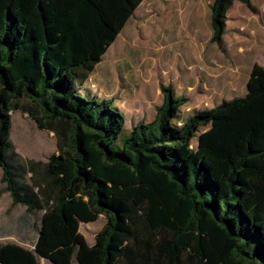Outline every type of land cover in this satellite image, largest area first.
Returning a JSON list of instances; mask_svg holds the SVG:
<instances>
[{
	"label": "trees",
	"instance_id": "obj_1",
	"mask_svg": "<svg viewBox=\"0 0 264 264\" xmlns=\"http://www.w3.org/2000/svg\"><path fill=\"white\" fill-rule=\"evenodd\" d=\"M141 1L0 0V183L37 231L33 249L0 243V264H264V62L244 95L182 122L187 98L161 86L120 147L113 99L80 92ZM233 1L211 3L220 49ZM13 110L55 135L46 161L16 151ZM100 215L89 244L78 225Z\"/></svg>",
	"mask_w": 264,
	"mask_h": 264
},
{
	"label": "rangeland",
	"instance_id": "obj_2",
	"mask_svg": "<svg viewBox=\"0 0 264 264\" xmlns=\"http://www.w3.org/2000/svg\"><path fill=\"white\" fill-rule=\"evenodd\" d=\"M211 3L212 0H145L83 82V95L90 91L92 96L112 98L124 115L123 129L113 147H120L136 122L153 118L156 106L163 100L161 86L171 84L174 98H187L175 122L245 92L252 64H262L264 60V38L257 39V44L252 36L258 37L264 31V0H254L253 11L241 2L233 4L229 25L238 24L250 37L239 42L238 34L229 29L224 49L211 39ZM10 136L16 151L25 158L46 161L57 149L53 132L40 128L19 110L11 111ZM1 186L0 183V243L17 242L33 249L36 228L21 223L24 208L12 206ZM104 224L105 218L100 215L93 222H80L78 231L92 244ZM37 259L40 264H54L43 256Z\"/></svg>",
	"mask_w": 264,
	"mask_h": 264
},
{
	"label": "crops",
	"instance_id": "obj_3",
	"mask_svg": "<svg viewBox=\"0 0 264 264\" xmlns=\"http://www.w3.org/2000/svg\"><path fill=\"white\" fill-rule=\"evenodd\" d=\"M145 0H142L141 2H140V4L136 7V9L134 10V12H133V14L129 17V19L125 22V24L123 25V27L121 28V30L125 27V25L129 22V20L133 17V16H135V14H136V12H137V10L143 5V2H144ZM241 2V1H239V0H234L233 1V3H232V5L230 6V8L228 9V11H227V19H226V21H225V29H224V33H223V36H222V38H223V48L222 49H224V42H225V39H224V36H225V34H227V32L229 31V29L230 30H232L235 34L237 33L238 35H237V40H239V42H242V40L243 41H247V40H249V34H248V31H242V29H241V27H239L238 26V24L237 25H235V26H233V25H229V23H228V21H229V18H230V11H231V7L233 6V4H235V2ZM253 1L254 0H252L251 2H252V6H253ZM241 3H243V2H241ZM243 4H245V3H243ZM246 5V4H245ZM247 6V5H246ZM248 7V6H247ZM249 8V7H248ZM250 9V8H249ZM239 16V18H242V14H239L238 15ZM120 30V31H121ZM238 30V31H237ZM239 30H240V32H239ZM120 31H119V33H120ZM118 33V34H119ZM118 34H117V36H118ZM263 35H264V31L262 32V34H259L258 35V37H257V34H256V36L254 35V34H252V36H253V38H254V43H256L257 42V44H258V40L259 39H261V40H263ZM117 36H116V38H115V40L117 39ZM258 39V40H257ZM115 40H114V42H115ZM113 42V43H114ZM240 49H241V47H239ZM239 52V51H238ZM240 52L241 53H239L240 55H242L243 53H242V51L240 50ZM263 62H264V60H263ZM97 65V64H96ZM253 65V64H252ZM259 65H261V64H259ZM252 67V66H251ZM95 69V68H94ZM93 72V71H92ZM246 91H247V86H246V90H245V92L243 93V94H239V95H236V96H241V95H244L245 93H246ZM177 96H182V95H177ZM233 97H235V96H232V98ZM230 99V98H229ZM222 100H226V98H224V99H222ZM221 100V101H222ZM220 101V102H221ZM219 103V102H218ZM217 103V104H218ZM215 106V105H214ZM213 107V106H212ZM1 189H2V186H1ZM3 190V189H2ZM4 191V190H3ZM7 193V192H6ZM8 194V193H7ZM9 196V195H8ZM9 200H10V198H9ZM10 204H11V201H10ZM12 205V204H11ZM13 206V205H12ZM20 239H22V237H20ZM28 239H30V238H28ZM35 240V238L33 239L32 238V241H34ZM5 243H7V242H5ZM10 243H16V244H19V243H17V242H10ZM20 245V244H19Z\"/></svg>",
	"mask_w": 264,
	"mask_h": 264
}]
</instances>
